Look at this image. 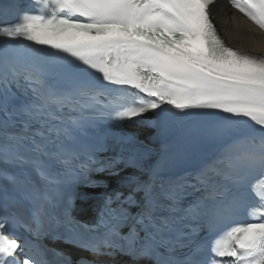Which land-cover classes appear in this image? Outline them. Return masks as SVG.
Wrapping results in <instances>:
<instances>
[{"label":"snow or ice","instance_id":"snow-or-ice-1","mask_svg":"<svg viewBox=\"0 0 264 264\" xmlns=\"http://www.w3.org/2000/svg\"><path fill=\"white\" fill-rule=\"evenodd\" d=\"M35 12L0 23V177L17 178L12 162L63 175L106 171L123 157L98 159L119 138L100 121L114 124L156 113L160 136L172 132L169 116L216 110L248 120L264 133V59L227 47L211 18L216 0H34ZM232 7L264 29V0H229ZM16 7L0 0V14ZM26 40L42 50L69 57L101 83L81 81L71 93L46 92L37 102L12 91L21 80L40 82L39 68L10 60L9 41ZM107 85L134 91L131 99L110 98ZM104 100V103H101ZM111 141V142H109ZM131 143V142H129ZM264 143V141H262ZM249 175L229 173L232 190L211 189L214 203L190 198L183 185L157 186L129 178L128 191L105 197L95 229L99 234L70 241L94 258L126 257L125 264H264V149L244 158ZM73 170H75L73 172ZM203 174L197 177L203 182ZM60 183L59 180L54 181ZM195 186H193L194 188ZM43 211V203L38 205ZM241 209L252 222H232ZM231 226L219 230L218 225ZM13 229L31 234V240ZM215 235L205 252L198 233ZM40 222L15 202L0 208V264H44L33 251ZM64 264H73L65 257ZM75 264H108L80 257Z\"/></svg>","mask_w":264,"mask_h":264},{"label":"bare ground","instance_id":"bare-ground-1","mask_svg":"<svg viewBox=\"0 0 264 264\" xmlns=\"http://www.w3.org/2000/svg\"><path fill=\"white\" fill-rule=\"evenodd\" d=\"M215 20L226 41L240 50L264 54V33L226 4L215 8Z\"/></svg>","mask_w":264,"mask_h":264},{"label":"water","instance_id":"water-1","mask_svg":"<svg viewBox=\"0 0 264 264\" xmlns=\"http://www.w3.org/2000/svg\"><path fill=\"white\" fill-rule=\"evenodd\" d=\"M100 193V192H99Z\"/></svg>","mask_w":264,"mask_h":264}]
</instances>
